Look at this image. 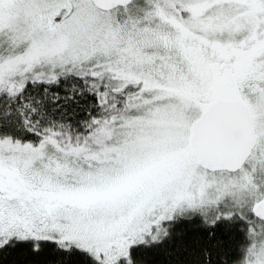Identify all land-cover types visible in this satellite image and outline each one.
Masks as SVG:
<instances>
[{
	"label": "snow or ice",
	"instance_id": "snow-or-ice-1",
	"mask_svg": "<svg viewBox=\"0 0 264 264\" xmlns=\"http://www.w3.org/2000/svg\"><path fill=\"white\" fill-rule=\"evenodd\" d=\"M0 264H264V0H0Z\"/></svg>",
	"mask_w": 264,
	"mask_h": 264
},
{
	"label": "trees",
	"instance_id": "trees-1",
	"mask_svg": "<svg viewBox=\"0 0 264 264\" xmlns=\"http://www.w3.org/2000/svg\"><path fill=\"white\" fill-rule=\"evenodd\" d=\"M217 234H218V236H221V237H223V238L226 240V237L224 236V232H223V226H221V227L217 230ZM204 235H206V233H205ZM201 243H202L203 246H207V247L211 248V243H210V242L204 240V241H202ZM212 251L215 252L216 250L213 249ZM157 258H158V259H164L162 255H161V256H158Z\"/></svg>",
	"mask_w": 264,
	"mask_h": 264
}]
</instances>
